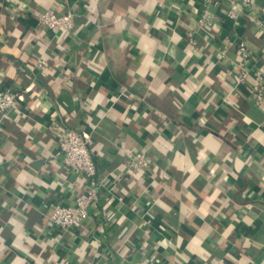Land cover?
Masks as SVG:
<instances>
[{
    "label": "crops",
    "instance_id": "1",
    "mask_svg": "<svg viewBox=\"0 0 264 264\" xmlns=\"http://www.w3.org/2000/svg\"><path fill=\"white\" fill-rule=\"evenodd\" d=\"M228 6L0 0V90L17 96L0 112V264H264V0ZM47 9L72 29H47ZM59 128L88 137L97 169L98 202L66 231L48 205L83 180Z\"/></svg>",
    "mask_w": 264,
    "mask_h": 264
},
{
    "label": "built area",
    "instance_id": "2",
    "mask_svg": "<svg viewBox=\"0 0 264 264\" xmlns=\"http://www.w3.org/2000/svg\"><path fill=\"white\" fill-rule=\"evenodd\" d=\"M220 0H206V5L215 4ZM229 6L227 15L235 19L243 10L249 9L254 0H227ZM38 20L47 29L70 30L73 27V19L70 13L56 14L52 9H47L40 13ZM199 27H210L211 21L204 11L198 20ZM257 27L264 35V20L257 23ZM191 44H196L194 34L187 35ZM241 61L239 67L243 72V61L248 57L244 43L238 45ZM243 66V67H242ZM243 75V74H242ZM256 86L253 87L257 99H261V89L264 88V77L259 74ZM17 96L8 90H0V112L13 106ZM56 140L58 144L57 155L61 157L63 164L73 173L78 174L83 180V189L75 193L73 202L70 204L52 203L49 204V224L60 231L76 228L83 220L87 219L90 211L98 202L96 176L97 169L88 147V137L77 129L62 128L56 129ZM128 166L131 170H143L149 166L150 158L140 152L129 153Z\"/></svg>",
    "mask_w": 264,
    "mask_h": 264
}]
</instances>
